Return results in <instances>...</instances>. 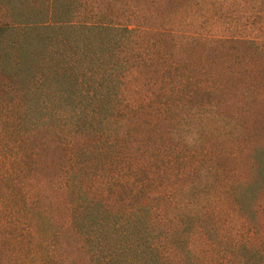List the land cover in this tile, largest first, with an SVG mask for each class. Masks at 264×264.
I'll return each mask as SVG.
<instances>
[{"label":"trees","instance_id":"16d2710c","mask_svg":"<svg viewBox=\"0 0 264 264\" xmlns=\"http://www.w3.org/2000/svg\"><path fill=\"white\" fill-rule=\"evenodd\" d=\"M217 2L0 0V264H193L196 183L264 105V38ZM240 244L202 264H259Z\"/></svg>","mask_w":264,"mask_h":264},{"label":"rangeland","instance_id":"374dc122","mask_svg":"<svg viewBox=\"0 0 264 264\" xmlns=\"http://www.w3.org/2000/svg\"><path fill=\"white\" fill-rule=\"evenodd\" d=\"M256 1L218 0L217 5L224 13L221 22L223 25L233 23L230 31L237 29L238 23L245 30L244 33L258 39L264 38V17L259 14V10L263 8L258 7ZM200 13L199 11L195 15ZM182 17L178 16L180 20ZM206 23L210 27V22L206 21ZM216 23L219 24L218 21ZM182 30L188 31V28L185 26ZM148 70L149 68H145L141 71L149 78V82L143 87V92L151 91L157 86L156 76L147 73ZM141 72L132 75L128 88L137 87L138 83L144 82V75L139 78ZM261 91L264 94V89ZM252 106L246 109L247 112H253L252 117L243 115L237 120L225 122L228 125L227 132L223 131V135L220 136L224 149L228 147L230 149L232 145L240 146L241 150L238 149L236 153L237 159L235 161L223 159L224 165L219 180L216 179L218 174L211 173L206 179L201 178L196 183V192L191 198L194 202V210L190 215H193L195 220L207 218L212 238L203 245L199 240L195 242L194 236L193 264H202L206 260H211L212 256L217 254V250L228 248L236 240L241 243L242 250L247 248L256 251L258 253L256 263L264 264V151L260 154L255 149L264 141V105L252 104ZM229 112L235 113V109ZM249 128L250 133L247 134L246 129ZM241 204H245L247 213L241 210ZM217 227L220 228L223 239V244L220 246L215 234ZM228 264H237V259L228 260Z\"/></svg>","mask_w":264,"mask_h":264}]
</instances>
